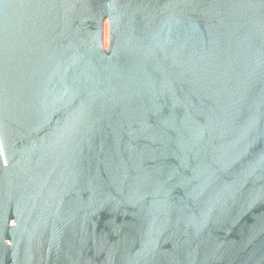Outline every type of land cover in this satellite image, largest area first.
Instances as JSON below:
<instances>
[{"label":"water","instance_id":"obj_1","mask_svg":"<svg viewBox=\"0 0 264 264\" xmlns=\"http://www.w3.org/2000/svg\"><path fill=\"white\" fill-rule=\"evenodd\" d=\"M0 264H264V0H0Z\"/></svg>","mask_w":264,"mask_h":264}]
</instances>
